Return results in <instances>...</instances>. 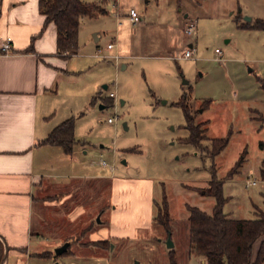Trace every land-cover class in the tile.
<instances>
[{"label":"rangeland","instance_id":"1","mask_svg":"<svg viewBox=\"0 0 264 264\" xmlns=\"http://www.w3.org/2000/svg\"><path fill=\"white\" fill-rule=\"evenodd\" d=\"M82 1L98 8L80 19L54 121L73 118L72 151L82 172L92 164L90 171L112 177L92 188L78 182L77 203L87 210L76 222L57 221L81 228L77 241L90 226L122 236L99 245L100 257L93 250L88 259L64 255L54 264H169L168 232L177 264H203L189 252L187 208L212 213L214 198L200 190L213 174L229 218L264 213V30L239 27L264 20V0ZM130 9L138 22L128 19ZM191 21L196 31L186 36ZM189 44L194 58H171ZM177 102L205 129L204 139L187 140L190 124ZM223 137L228 143L213 157L210 141ZM164 200L168 229L155 221Z\"/></svg>","mask_w":264,"mask_h":264},{"label":"crops","instance_id":"2","mask_svg":"<svg viewBox=\"0 0 264 264\" xmlns=\"http://www.w3.org/2000/svg\"><path fill=\"white\" fill-rule=\"evenodd\" d=\"M43 23L38 0H1L0 43L10 37L12 46L9 53L0 51L1 264H54L64 255L88 259L93 255L86 253L93 250L100 257L101 248L94 242L122 236L113 227L96 231L90 226L86 240L77 241L81 228L69 231L66 225L64 231L58 224V218L76 222L87 210L85 204L77 203L80 193L74 188L78 182L92 188L94 183L112 175L90 171L92 164L84 166L87 170L82 172L74 151L66 154L59 146L41 143L56 126L69 119L54 121L60 85L71 72L70 56L57 52L55 25L50 23L43 28ZM29 45L32 51L20 52ZM116 59L118 53L114 55ZM112 181L114 189V177ZM262 241L264 236L253 245V258ZM62 246L64 251L54 253Z\"/></svg>","mask_w":264,"mask_h":264},{"label":"trees","instance_id":"3","mask_svg":"<svg viewBox=\"0 0 264 264\" xmlns=\"http://www.w3.org/2000/svg\"><path fill=\"white\" fill-rule=\"evenodd\" d=\"M38 8L44 16L43 28L50 23L56 27L57 52L65 56L77 54L80 19L95 15L98 5L96 3H85L82 0H38ZM239 27L264 30V20L258 19L251 25L244 24ZM30 51H32V47L29 45L20 52L28 53ZM176 104L182 108L185 122L190 124L188 127L190 138L187 140L194 144L195 139L199 138V134H202L199 139H204L205 129H201L199 125H192L187 106L180 105L179 102ZM73 129L74 120L71 117L56 126L41 143L59 146L66 154H71L73 144L76 142ZM210 142L212 156L215 157L227 145L228 139L225 137L213 138ZM245 153L244 150L236 166L240 165ZM200 192L204 196L214 198L215 204L211 214L197 207L188 206L189 252L200 256L203 264H264V241L260 242L255 258L252 257L253 245L260 237L264 236V213H258V216L253 219L229 218L222 210L226 202L222 192V181L217 180L214 174L208 187L200 190ZM155 221L165 229L169 228V214L165 200L158 210ZM106 242L98 241L93 244L99 246ZM169 254V264H177L172 249H170ZM3 256L4 246L0 241V264Z\"/></svg>","mask_w":264,"mask_h":264},{"label":"built area","instance_id":"4","mask_svg":"<svg viewBox=\"0 0 264 264\" xmlns=\"http://www.w3.org/2000/svg\"><path fill=\"white\" fill-rule=\"evenodd\" d=\"M128 19L132 23H136L140 20V17L138 16L137 12L135 9H130L129 14H128ZM196 27L194 22H188L185 29H184V34L186 36H191L195 34ZM190 45V46H189ZM187 47H185L184 50L182 51H175L173 52V55L171 56L172 59L178 60V59H192L195 56V48L193 47L192 44H189ZM114 47L113 43H108L106 45V49L110 50ZM0 50L2 53H9L12 50L11 46V38L6 37L1 43H0ZM100 51V49H98ZM215 52H219L218 49H215ZM117 58V56H115ZM112 96V93L110 94ZM112 119H108V122H111Z\"/></svg>","mask_w":264,"mask_h":264},{"label":"water","instance_id":"5","mask_svg":"<svg viewBox=\"0 0 264 264\" xmlns=\"http://www.w3.org/2000/svg\"><path fill=\"white\" fill-rule=\"evenodd\" d=\"M246 19L248 20V21H250L251 19L249 18V17H246ZM94 36V41H96L97 40V35L96 34H94L93 35ZM190 46V45H189ZM102 107V105L100 106V108ZM166 246H167V248L168 249H172L173 248V243L171 242V240H170V233L168 232V238H167V241H166ZM65 250V246H62V247H60V248H58V249H55V253L56 254H60L62 251H64Z\"/></svg>","mask_w":264,"mask_h":264}]
</instances>
